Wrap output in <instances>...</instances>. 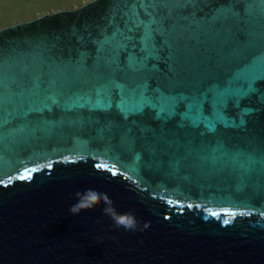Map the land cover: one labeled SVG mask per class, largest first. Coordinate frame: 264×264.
<instances>
[{
  "label": "water",
  "instance_id": "95a60500",
  "mask_svg": "<svg viewBox=\"0 0 264 264\" xmlns=\"http://www.w3.org/2000/svg\"><path fill=\"white\" fill-rule=\"evenodd\" d=\"M131 2L0 29V264H264V4Z\"/></svg>",
  "mask_w": 264,
  "mask_h": 264
},
{
  "label": "snow or ice",
  "instance_id": "6c2138e0",
  "mask_svg": "<svg viewBox=\"0 0 264 264\" xmlns=\"http://www.w3.org/2000/svg\"><path fill=\"white\" fill-rule=\"evenodd\" d=\"M158 2V0H132L131 6L129 8V19H128V27L126 28V31L131 33L134 32L138 29H143V36L142 40L144 41V49L147 50V42L152 39L153 33L156 31L152 27L154 23H156L155 19H152L149 22H146L145 19L141 18L140 13L138 12L137 8L138 7H145L149 3L152 5H155ZM187 2H194V0H187ZM261 4H264V0H259ZM122 34V33H118ZM126 40H131L130 36H125ZM123 47H127V45H123ZM147 56L143 58V60H146ZM136 60H141V58H136ZM112 84L119 89V92L121 94V103L120 107L123 109L124 108V99L123 97H139V102L134 105V108L132 109L135 112H142L146 107H150L152 109H158V114L159 113H167L168 116H173L176 114V106L178 103H180L184 97H176L172 95H165L163 93H160L159 96L155 98V101H153L152 98H149L146 95V85H136L135 87H126L125 85L118 84L115 81H112ZM159 91V90H157ZM249 163L250 164H255L256 161L249 157ZM260 163L264 164V160L260 161ZM51 167V165H49ZM97 167H104L102 165H97ZM28 172L29 170H25ZM34 171V170H33ZM115 175L116 173L113 172ZM22 179L25 177H21ZM28 179H31V173L29 172ZM0 183H3V181H0ZM170 203V201H169ZM189 207H192V205H188ZM233 215H236V213H232ZM213 215H216L213 213ZM240 215H244V213H240ZM261 215H264V213H261ZM225 224H228L229 221L225 219L223 221ZM121 223H125L124 220L121 221Z\"/></svg>",
  "mask_w": 264,
  "mask_h": 264
},
{
  "label": "rangeland",
  "instance_id": "374dc122",
  "mask_svg": "<svg viewBox=\"0 0 264 264\" xmlns=\"http://www.w3.org/2000/svg\"><path fill=\"white\" fill-rule=\"evenodd\" d=\"M91 0H0V29L62 10H74Z\"/></svg>",
  "mask_w": 264,
  "mask_h": 264
}]
</instances>
